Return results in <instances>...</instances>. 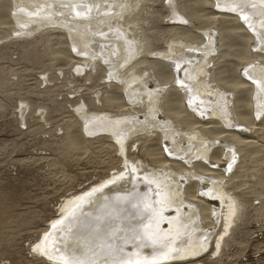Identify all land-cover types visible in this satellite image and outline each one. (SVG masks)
<instances>
[{
	"label": "bare ground",
	"instance_id": "6f19581e",
	"mask_svg": "<svg viewBox=\"0 0 264 264\" xmlns=\"http://www.w3.org/2000/svg\"><path fill=\"white\" fill-rule=\"evenodd\" d=\"M5 1L7 3L0 2L2 11L3 2L7 5L12 2ZM20 1L22 6L8 8L10 17L7 23L13 24L15 32L32 33L48 21L57 24L55 22L59 19L54 15H64L74 46L86 56L87 64L96 68L95 72L88 71L87 79L98 73L110 77L115 72L113 76H117V80L107 82L110 89H102L103 86L101 91L106 90L105 93L97 97L101 104L103 101L106 107L119 108L122 112L111 115L101 111L87 115L85 113L89 110L83 102L81 109L85 113L82 114L87 121L77 117L71 123L69 121L70 130L80 129L79 139L87 150L89 139L84 133L106 131L105 128L113 130L112 137L117 144H111L124 156V167L83 192L62 199L58 208L60 214L41 233L34 248L62 264H73L74 261L84 264H150L195 257L212 242L214 252L226 246L230 241L228 232H232L243 212V190L241 194L235 190L249 185L247 180L242 183L244 178L236 184L233 167L243 157L242 162L250 163L251 168L247 165L250 169L255 168L260 153L256 148L258 142L246 137L252 132L250 127L253 125H249H256V117L264 111V48L259 46V42H263L264 16L260 19L257 15L263 24V33H253L244 19L246 11L251 8L247 6L249 2H243L246 7L242 8L243 3L236 0L235 3L234 0H219L220 7L216 6L217 0H197L195 3L168 0L169 13L179 23L167 27L172 40L166 51L149 59L142 57L143 51L147 47L149 50L148 45L152 47L160 36L143 34L139 37L131 32L132 25L124 21L135 15L140 1H134V4H131L133 0ZM114 5V11H110ZM233 5L235 13L225 11ZM240 7L242 13L236 12ZM141 19L151 24V18ZM141 19H132L130 23L141 25ZM187 38L198 40L197 44H189ZM199 40L203 44H198ZM31 41H28L27 48L34 45ZM236 45L242 47L237 49ZM65 51L64 58L71 63L74 53ZM230 52L239 61L236 60L237 64L228 70L226 62H218L217 56L229 58ZM52 56L57 61L63 60H58L59 55ZM245 65L247 67L243 68ZM85 68L84 64L80 69ZM199 75L202 77L197 79ZM242 75L248 80H241ZM226 77L232 79L222 81ZM90 97L87 102L97 105L96 98ZM206 101H212L214 116L220 120L213 119ZM27 107L29 104L25 103L24 108ZM123 107L128 108L125 111ZM208 117L211 120L205 125L204 119ZM186 127L192 130L193 138H182V129ZM69 132L65 138L72 150L79 144ZM154 132L158 133L160 152L151 157L153 153L145 143L153 139ZM244 132H247L246 137ZM137 134L146 137L143 150L147 151L148 163L130 156L128 141ZM181 141H185L184 144ZM219 151L224 157L217 160ZM152 163H158L159 169L155 171ZM172 166L179 169L173 171ZM260 172L249 187L260 190H256L257 196L263 200L259 218L264 222V168H260ZM222 205L226 207L224 211ZM218 223L222 228L215 233Z\"/></svg>",
	"mask_w": 264,
	"mask_h": 264
},
{
	"label": "rangeland",
	"instance_id": "374dc122",
	"mask_svg": "<svg viewBox=\"0 0 264 264\" xmlns=\"http://www.w3.org/2000/svg\"><path fill=\"white\" fill-rule=\"evenodd\" d=\"M2 1L6 2L5 0H0V2ZM134 1H140V6H137L134 12L135 15H131L132 18L130 17L128 18L129 20L124 21L128 22L130 26L132 25L131 30L133 31L131 32L139 37L143 36V34L148 36L154 35L157 38L160 36L155 44L152 45L154 48L148 45L150 51L147 47L145 49V52L148 50L146 54L144 51L142 54V57H147L149 59L159 57L162 51L163 53L166 51L169 42L172 40V34L167 32V27L177 24L179 21L173 17V14L169 13L171 9H169L167 5L168 0H133L131 4H134ZM196 1L197 0H188L190 3H195ZM236 1L245 2V4L247 2L254 3L256 8L252 7V3H247V6L251 8L247 7L249 8L246 11L248 19L245 20V24L253 33L256 31L263 33L261 30L263 29V24L260 22L259 18L264 16V0ZM4 2L1 8L3 11L0 10V87H2V89L0 88V264H62L34 248V245L39 241L41 233L48 228L51 220L60 214L58 208L62 199L83 192L88 187L109 178L113 173L118 172V170L124 167V156L112 145V142L117 144L112 137L113 130L105 128L106 131L92 134L84 133L86 138L89 139V149L87 150L85 144L81 143L79 139L80 129L75 127L77 130H75V128L70 130L69 121L71 123L76 117L85 122L87 121L83 118L85 112L83 113L81 109L84 105V107L89 110V112L87 111L88 113H85L87 115H93V113L95 114L101 111L110 113L111 115L122 113L119 108L106 107L107 105L102 101V104H104L103 106L97 97L98 94L102 95L106 90L110 89L107 82L117 80V76H113V73H115L113 71L110 77H103L98 73L94 78L90 80L87 79L88 71L92 70L95 72L96 68H94L91 63L88 65L86 56L81 54L80 51H78L79 49L74 46L72 40L74 38L70 35L67 25H65L66 17L64 15H54L56 16L54 18L59 19L58 22H55L57 24H51L53 21H48L47 24L36 29L32 33H23L22 30L21 32H15L13 24L7 23L10 17L8 12L11 9L22 6L20 4L21 1L12 0V2H9L11 4L8 3V5L6 4L7 2ZM238 2H236V4ZM233 3H235V0ZM239 3L238 5L240 6ZM1 4L2 3H0V5ZM241 6H243L242 8L246 7L244 3ZM114 7L115 5L110 11H114ZM8 8L10 9L8 10ZM241 10L240 7L236 9V12L242 13ZM258 10H260L259 13ZM225 11L235 13V11L231 10ZM117 12L118 14L122 13L121 11ZM257 15L259 18H257ZM138 16H140V18ZM144 17L151 18L149 19L151 24L141 19ZM132 19H141V25L131 24L130 20L132 21ZM142 27L143 29L141 30ZM153 27L155 28L152 29ZM195 29L196 31H200L198 28ZM12 30H14V32ZM146 30H148V32ZM204 30L203 28L202 31ZM36 38H39V41L35 40ZM160 38L162 39L160 40ZM106 39L111 41V38ZM31 40H33L34 45L37 42L39 43H37L38 45L36 44L35 47L32 45L27 48L26 45L28 41L32 42ZM62 40L63 42L65 40L67 41L63 43ZM187 40H189V44H193V42L197 44L196 42L198 41L192 38H187ZM200 41L201 40H199L198 44H203ZM64 45H69L70 47ZM260 45L264 48V36L263 42H259V46ZM228 47H230V45ZM241 47L240 45H236L237 49ZM66 49L67 52L69 50L70 53H74V57L71 60L72 62L70 61L71 63H67L64 58L65 54L63 51ZM55 51L56 53H54ZM233 52L232 54L231 52L229 53L230 56L227 55L229 58H225V56L221 58V55L217 56L218 62H226V65H224L227 66L226 69L228 70L232 69L235 64H237V61H239L238 57L233 55L237 51ZM174 53L177 54V52ZM52 55H59L58 60L63 58L61 61L64 62L57 61L55 58L53 59L54 56ZM232 56L234 58H230ZM222 59H225V61ZM53 60L57 61H55L56 64L53 63ZM48 62L50 64L52 63L53 66ZM84 64L86 68L81 70L80 68ZM229 66L230 68H228ZM246 67V65L243 66V68ZM192 76L193 75H191V77ZM201 77L202 75H199L197 79ZM223 79L222 81L232 78L226 77V79ZM242 79L248 80V77L242 75L241 80ZM103 86L104 88H102ZM101 88L106 90L101 91ZM206 92L210 93L209 90ZM89 97L93 99L96 98L95 103H97V105L89 104L87 102V98L89 99ZM206 102H209L210 106H208V108L209 111L211 109V115L214 117L213 119L216 121L220 120L217 116H214V109L212 108L214 106L211 105L212 101ZM25 103L29 104V107L26 109L24 108ZM127 108L128 107H123V110L126 111ZM188 111L192 112L194 110L188 109ZM206 111L208 112V110ZM242 112L245 113V111ZM210 120L209 117L207 119L205 118L204 122L206 124H204L208 125V121ZM249 127L252 132H249L247 137V132H244L243 136L249 141L258 142L259 145L256 146V148H258L261 154L258 153L256 157L257 164L255 163V168L250 169V163L242 162L244 159L243 157L241 158L242 160L235 164L232 172L234 174V180L237 179L236 184L238 180L244 178L242 183L244 180L245 182L247 180V183L250 185L251 182H255L257 179L256 177L260 176V168H264V111L256 117V125L250 124ZM186 129H188V131ZM67 131H72L69 133H72L74 137H76L77 142L74 141L76 144H79H77L79 148L76 146L71 150L68 147L66 141V136H68ZM191 131L192 130L187 127L182 129V138H193L194 134ZM145 138V136L137 134L129 139L128 145L130 156H132L133 159L136 161L143 160L148 163L146 156L147 151L143 150ZM157 138L158 133L153 134V139L149 141L151 147L149 142L145 143L147 146L149 145V151L153 153L151 157L158 156L160 152ZM183 142L185 141H181L182 144H184ZM62 144H65V146L67 145L68 149L67 147L65 148V146L63 147ZM61 150L63 152H61ZM220 152L221 151L216 154L217 160L224 157ZM169 164L172 163L170 162ZM151 165L155 171L159 169L160 166L158 163H152ZM173 167L174 166H172L173 171L179 169ZM241 167L245 170H241ZM238 169L239 173L237 172ZM201 171L203 170L201 169ZM255 172H257V174ZM249 185H240V187L245 186V189L238 187L240 189L235 190L240 194L243 190V212L241 213V218L233 225L232 232H228V236L230 237L229 243L222 247L221 250L214 252L212 242L210 247L195 257H183L179 260L150 264H243V256L250 254L252 251H260L263 254L264 264V222L259 218L261 216L260 214H262L259 209L263 205V200L259 195L257 196V191L260 190L255 188L254 191V188L249 187ZM236 186H239V184ZM230 190L234 191L233 188ZM225 208V206H221L222 211H224ZM217 227L215 233H219L222 224L218 223Z\"/></svg>",
	"mask_w": 264,
	"mask_h": 264
},
{
	"label": "built area",
	"instance_id": "2783aa9c",
	"mask_svg": "<svg viewBox=\"0 0 264 264\" xmlns=\"http://www.w3.org/2000/svg\"><path fill=\"white\" fill-rule=\"evenodd\" d=\"M243 264H263V254L260 251H252L250 254L244 255Z\"/></svg>",
	"mask_w": 264,
	"mask_h": 264
},
{
	"label": "snow or ice",
	"instance_id": "6c2138e0",
	"mask_svg": "<svg viewBox=\"0 0 264 264\" xmlns=\"http://www.w3.org/2000/svg\"><path fill=\"white\" fill-rule=\"evenodd\" d=\"M216 6H217V7H220V6H221L220 3H219V0H218V2H217V5H216ZM252 7H255V5L253 4ZM229 10H231V11H235V6H234V5H233V6H229ZM244 19L247 20L248 17L245 16ZM73 264H84V262H82V261H74Z\"/></svg>",
	"mask_w": 264,
	"mask_h": 264
}]
</instances>
